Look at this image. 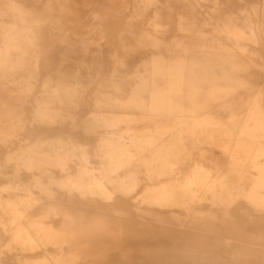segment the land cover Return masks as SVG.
Wrapping results in <instances>:
<instances>
[{"label": "rangeland", "instance_id": "rangeland-1", "mask_svg": "<svg viewBox=\"0 0 264 264\" xmlns=\"http://www.w3.org/2000/svg\"><path fill=\"white\" fill-rule=\"evenodd\" d=\"M133 1H0V54L9 50L20 56L17 62L20 68L16 66L13 71L8 64L0 67V119L3 121L0 126L17 125L16 129L5 128L3 135L0 134V165L5 166L0 168V204L15 195L26 197L24 191L5 190L7 186L28 184L36 202L18 206L24 212L19 223L31 230L42 246L33 252H22L19 247L15 250L16 246L11 243L12 233L0 225V264H19L25 259L40 264H56L59 260L65 264H175L172 253L184 248V243L175 239L180 235L176 227L178 221L202 230L204 243L209 246L214 244L216 237L228 236L223 223L231 224L236 245L256 250L263 257L264 211L255 209L247 199L258 175L254 170H236L230 155L216 146L222 139L216 137L217 143L211 144L206 136L213 129L195 128V121L210 117L228 125L232 117L244 119L247 108L255 100L261 101L264 108V0H200V6L194 10L182 0H159V17L155 9L135 16ZM154 22L155 27L151 25ZM248 22L253 24L254 32L247 27ZM225 24L229 32L225 31ZM7 32L9 43L5 41ZM179 43L191 53L185 54L177 47ZM184 58L197 61L207 58L212 74L201 84L203 89L228 88L230 94L213 100L202 95L200 100L205 108L197 115L155 114L148 106H141V103L150 104L152 89L166 87L167 80L162 74L173 62ZM27 69L34 70L30 80L33 90L30 96L23 98L11 81ZM58 71L76 73L80 92L71 102L62 105L63 117L53 128L40 127L34 121L35 98L42 95L49 78L56 82ZM95 117L128 119L118 128L124 134L128 130L132 133L152 131L187 119L186 126L180 125L186 136V151L174 167V177L150 179L146 168L135 163L133 167L139 182L135 190L113 191L110 188V199L100 195L82 198L76 191L70 194L69 190L56 185L47 188L49 193H43L35 186L32 173L22 169L15 176V164L6 163L8 154L14 153L21 144L31 145L39 136L51 138L71 134L87 147L90 167H99L95 153L100 136L107 129L99 128L96 133L89 130L87 121ZM78 164L76 159L71 163L69 174L78 172ZM195 165L202 167L203 174L208 176L207 182L216 185L211 190L226 197L227 216L206 220L212 212L211 204L202 197L188 213L163 212L145 200L159 184L184 178ZM54 173L55 178L64 177L58 171ZM62 210L80 220L82 227L88 224L78 236L92 242L94 250L89 256L75 258V248L66 245L61 248L53 241L69 229ZM4 212L0 206V222L5 217ZM150 215L169 219L171 225L165 230L168 237L157 235L149 239L133 233L140 223H149ZM124 224L127 226L123 227H130L132 237H125L120 248H115V239L110 235H116L119 225ZM31 225L38 226L40 231H32ZM197 235L192 232L184 236ZM44 242H48L45 247ZM7 245H12L13 250L9 251ZM225 256L224 248H214V254L202 264H228ZM45 259L48 261L44 262Z\"/></svg>", "mask_w": 264, "mask_h": 264}, {"label": "bare ground", "instance_id": "bare-ground-1", "mask_svg": "<svg viewBox=\"0 0 264 264\" xmlns=\"http://www.w3.org/2000/svg\"><path fill=\"white\" fill-rule=\"evenodd\" d=\"M0 1L7 2L8 0ZM182 1L186 2L193 10L200 6V0ZM132 5L135 16L139 17L150 9H155L156 17L160 16L159 0H134ZM151 25L156 26L155 22ZM179 25L182 26L181 23ZM246 25L254 32L252 23L248 22ZM228 27L225 24L226 32H229ZM255 39H257L256 35ZM5 41L10 42L9 32L5 34ZM177 47L185 54L191 53L181 43ZM205 55L207 56L208 53H205ZM19 58L20 56L13 55L8 50L6 54H0V67L8 64L11 70L14 71L16 66L20 68V63H17ZM83 59L85 60L84 56ZM206 59L197 61L196 59L184 58L173 62L168 67L167 72L162 74L167 80L166 87L152 89L150 104L141 103V106H148L151 113L155 114L197 115L205 108V103L200 100L202 95H206L209 100L227 97L231 89L218 87L203 89L201 84L207 81L212 74L209 62ZM11 60L12 63H8ZM84 60L81 61L82 65L85 64ZM33 68L36 70L37 67L33 66ZM234 69L238 70L236 67ZM34 70H22L18 78L11 81V84L16 86L23 98L32 94L33 87L30 80L34 76ZM58 74L56 82L49 78L43 86L42 95L35 98L34 121L40 127L53 128L63 117L61 115L62 105L71 102L80 92L76 73L58 71ZM8 112L10 116L13 115V112ZM124 122H128V119L95 117L87 121L89 130L95 133L99 128L107 129L100 136L95 153V156L99 159V167L97 168L90 167V156L87 147L79 143L71 134H66V137L51 138L39 136L31 145L21 144L14 153L8 154L6 163L13 162L15 164V176H18L22 169L32 173L35 186L43 193H49L47 188L56 185L69 190L70 194L76 191L82 198H94V196L100 195L110 199L112 193L110 188H113V191L130 192L135 190L139 186L138 177L133 167L135 163L146 168L150 179L173 176L174 167L179 164L186 151L184 143L186 136L183 132L184 128H181L180 125L186 126L187 119H180L173 126H160L143 133H132L128 130L126 132L127 136L118 129L119 125ZM195 123V128L213 129L206 136L211 144L217 143L215 141L216 137L222 139L216 146L230 155L233 167L236 170H254L257 173V179L247 199L255 209L264 211V108L261 101L255 100L249 105L244 119L236 116L232 117L228 125L215 121L210 117L198 118ZM0 124H3L1 119ZM16 127V124L9 127L1 125L0 134L3 135L5 128L14 130ZM175 130L181 131L175 133L173 132ZM216 131L218 132L217 136L215 135ZM75 159L79 161L77 165L78 172L69 174L71 163ZM0 168L4 169L5 166L0 165ZM54 171H58L64 177L55 178ZM207 177L203 174L202 167L195 165L194 169L184 178H173L169 184H159L150 191L151 196L146 197L145 200L159 207L163 212L183 211L188 213L202 197L211 204L212 212L206 220H220V218L227 216L226 197L219 196V192L216 190H211V187L216 185L207 182ZM44 178H47L46 182ZM29 187L28 184L18 183L7 186L5 190H21L26 193V197L22 198L15 195L4 201L5 204H0L6 217L2 218L0 225L7 232L12 233L11 243L16 246L14 249L17 250L19 247L22 252H33L42 247L32 236L31 230L19 223L24 212L20 211L18 206L24 202H36ZM61 215L67 220L69 229L64 234L53 238V241L58 243L61 248L63 245L68 246L70 249L75 248L77 250L75 258L83 255L89 256V252L94 250L92 242L81 240L82 238L78 236L79 232L88 228V224L86 223L82 227L81 221L66 210H62ZM168 220L166 216L150 215L149 223H140L138 229H133V233L137 235L140 233L144 237H149V239H154L157 235L168 237L165 231L166 227L171 225ZM223 225L228 236H225L224 239L216 237L214 244L209 246L204 243L202 230L195 228L193 224L188 226L185 222L178 221L176 227L180 235L175 239L178 242H183L184 248L172 253L173 263L199 261L202 264L214 254V248H224L226 251L225 259L228 264H264V250L263 257H261L256 250H249L244 245H236V238L233 237L231 224L223 223ZM123 226L127 225H119L115 231L116 235L109 234L111 238L113 237L112 240L115 239L113 241L115 248H120L125 237H132V232L129 231L130 227ZM31 229L35 232L40 231L36 225H31ZM192 232L198 235L196 237L184 236L186 233ZM47 243H43L44 247ZM7 249L12 251L13 246L7 245ZM30 260L19 261V264H40ZM47 261V259L44 260V262ZM55 263L65 264V261L59 260Z\"/></svg>", "mask_w": 264, "mask_h": 264}]
</instances>
